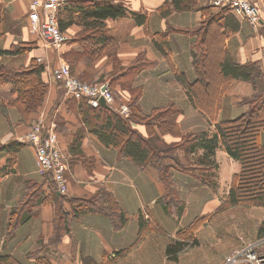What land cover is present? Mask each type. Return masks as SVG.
<instances>
[{
    "label": "crops",
    "instance_id": "0c3cea01",
    "mask_svg": "<svg viewBox=\"0 0 264 264\" xmlns=\"http://www.w3.org/2000/svg\"><path fill=\"white\" fill-rule=\"evenodd\" d=\"M121 1L127 11L143 15V22L136 23L128 15L103 19L110 40L99 44L100 54L82 53L72 67L73 51H82L79 39L84 26L75 22L66 24L62 31L67 40L56 50L32 30L27 16L29 0H0V68L18 70L34 61L44 66L41 74L48 84L42 104L24 119L14 104L16 95L12 92V84H0V144L11 140L21 143L16 149L13 170L0 178V255L9 254L27 264L35 262L27 259L30 252H37L49 264H99L120 252L111 264H183L190 250L186 248L169 258L165 253L168 239L175 238L184 223L195 216L210 213L205 223L210 225L212 219L217 222L214 216L220 213L215 208L224 200L233 173L239 170V162L225 152L220 140L210 169L194 161L204 151L202 148L197 147L189 156L180 147L173 149L171 154L161 152L164 162L171 165V176L180 198V209L175 210L174 206L161 201L165 187L156 168L151 165L141 168L136 160L119 154L113 144L104 142L92 125V114L75 111L63 87L53 79L52 69L62 61L80 79L95 82L108 79L115 103L129 101L133 89L137 88V104L142 113H150L159 106H177L180 109L176 119L179 134L163 133L154 126L155 136L166 145L200 131H206L207 137H211L216 132V120L233 118L241 112L240 99L251 96L256 90L250 81L231 79L227 82L215 119L196 106L188 92V84L197 77L193 57L202 55L198 47L201 36L196 30L202 25L204 29L206 17L200 9H175L171 0ZM251 1L259 11L257 30L243 17L231 13L237 27L232 29L222 17L215 21L218 30L214 33L221 49L233 61L260 63L264 84V0ZM196 3L213 5L210 10L213 15L221 8L215 6L213 0H196ZM67 5L69 0L60 8L59 16L65 14ZM213 28L215 30L214 25H210L211 32ZM217 39L215 36L209 44L217 46ZM53 104H56L55 121L51 122L67 162V188L62 206L69 212L67 230L56 237L53 219L58 204L52 195L58 197L60 194L54 189L51 177L37 170L33 147L18 139L32 121L43 114L45 106ZM130 126L145 138L151 137L145 124L131 121ZM260 139L264 140V130ZM83 157L92 160V165L87 167L82 162ZM190 165L196 166L195 175L178 168ZM202 172L208 173L217 188L196 176ZM98 190L112 194L117 206L109 211L72 214L68 199L89 197ZM12 210L16 214L25 212L27 216L9 234ZM262 216L260 222L264 221L263 212ZM224 225L226 223L220 219L218 230L208 231L214 238L210 251L215 254L219 244L216 233H224ZM199 230L200 227L196 233ZM258 233L257 229V237ZM261 237L258 239L264 238L263 232ZM196 240L193 246L198 245L197 236ZM237 244L238 240L226 244L212 264H221ZM256 250L264 255V241Z\"/></svg>",
    "mask_w": 264,
    "mask_h": 264
},
{
    "label": "trees",
    "instance_id": "16d2710c",
    "mask_svg": "<svg viewBox=\"0 0 264 264\" xmlns=\"http://www.w3.org/2000/svg\"><path fill=\"white\" fill-rule=\"evenodd\" d=\"M171 2L174 8L179 10L198 8L206 17L205 23L203 22L204 29L202 30V25L196 30L201 36L198 47L202 51L201 57H197V55L193 57V67L197 77L188 84V92L193 96L195 105L208 114L211 119H215L221 107L222 92L229 80L250 81L256 88L254 93L249 98L247 97L248 109L242 110L233 118L216 120V132L211 137H207L206 131L189 133L182 136L176 146L182 148L187 156L197 147L204 149L201 154L195 157L194 161L197 165H208V169H210L212 167L210 166L211 158L217 142L220 140L225 152L239 162V170L233 173L228 192L218 210L235 205L264 206V140L260 139V133L264 130L263 71L256 61L235 62L221 49L217 34L214 33L218 30L215 21L223 17V20L232 29L237 27L236 19L227 5H218L221 7L219 12L213 15L210 13L213 5L210 4L199 5L196 0H171ZM64 10L65 14L62 16H59L60 9L58 11V24L61 30L70 22L84 26V33L79 39L83 52L73 51L70 60L72 67H74L75 61L81 59L82 53L96 56L100 54L99 44L103 45L110 40L111 37L104 27L103 19L128 15L136 23H142L144 18L143 15L127 11L121 0H69V5ZM209 24L214 25L213 32H211ZM215 36L217 46L209 44V40ZM213 53H220V57L214 68H210V63L207 60ZM43 68L42 64L34 61H31L28 67H21L18 70L0 68V84L8 82L12 84V92L16 95L13 101L18 106L21 119L35 110L36 106L41 105L44 100L48 84L42 78ZM58 84L62 86L59 82ZM138 94L137 88L133 89L132 96L128 101L130 112L125 117L114 111L112 107L107 108L101 104L91 106L85 100L82 101L83 99L77 101L73 96H67V100L71 99V105L75 111L92 114V125L95 132L104 142L113 144L119 154L136 160L141 168L147 165L155 167L165 187L161 201L165 205L173 204L172 206H174L175 204L174 208L178 210L181 206L180 198L171 176L169 168L171 165L164 162V156L161 153L167 152L170 147L164 146L163 142L155 136L154 126L163 133L179 134L176 119L180 109L169 104L155 107L150 113H142L137 104ZM55 105L45 106L43 112L45 124H49L52 120L55 121L53 114ZM131 121L145 124L148 136L151 137L145 138L131 128ZM20 144L16 140L0 144V178L13 170L16 149ZM82 162L87 167L92 165V160L85 157ZM178 168L193 172L195 175L196 166H178ZM47 174L51 177L49 173ZM196 176L212 188H217V184L213 183L208 173H197ZM64 196V194H60L58 197L52 195L58 204L53 219L54 237L58 236L59 232L67 230L69 212L62 206ZM68 200L71 201V212L75 216L90 211H109L117 206L112 194L102 190H98L92 197H74ZM24 213L16 214L14 210L11 211L8 223L9 234L27 216ZM201 218L204 216L191 219L177 232L176 237L168 242L165 253L169 258H174L176 253L195 244V229L200 226ZM148 229L155 230L153 226H148ZM120 254L117 252L114 257L105 258V261L99 264H111ZM27 259L35 260L29 264H49L45 258L38 256L37 252L28 253ZM0 263L27 264L18 261L9 254L0 255Z\"/></svg>",
    "mask_w": 264,
    "mask_h": 264
},
{
    "label": "built area",
    "instance_id": "2783aa9c",
    "mask_svg": "<svg viewBox=\"0 0 264 264\" xmlns=\"http://www.w3.org/2000/svg\"><path fill=\"white\" fill-rule=\"evenodd\" d=\"M66 1L29 0L27 16L32 30L56 50L67 40L58 24V11ZM213 4L227 5L232 13L246 19L254 30L260 26L259 11L251 0H213ZM52 75L54 81L62 85L66 96L83 99L91 106L99 105V99L102 98L117 113L127 115L129 112L125 103H115L107 82L86 83L73 76L68 65L62 61L52 69ZM18 139L33 147L37 170L49 173L54 189L59 194H64L67 188L65 177L67 162L59 146L53 122L45 124L44 116L41 114ZM258 244L259 242L255 241L244 244L225 256L221 264H264V255L256 250Z\"/></svg>",
    "mask_w": 264,
    "mask_h": 264
},
{
    "label": "rangeland",
    "instance_id": "374dc122",
    "mask_svg": "<svg viewBox=\"0 0 264 264\" xmlns=\"http://www.w3.org/2000/svg\"><path fill=\"white\" fill-rule=\"evenodd\" d=\"M216 6V5H215ZM212 9V8H211ZM219 10V9H216ZM212 11V10H211ZM219 54L213 53L211 58H208V62L210 63V68H214L215 63L219 60ZM260 65V63H258ZM261 67V66H260ZM70 70V69H69ZM262 70V69H261ZM71 72V71H70ZM73 76H75L73 73H71ZM77 77V76H75ZM80 79L79 77H77ZM213 78V76H212ZM86 83L90 84H98L99 82H107L108 79L102 80V81H94V80H88V79H80ZM110 90L112 91L113 89L108 85ZM250 97V96H249ZM248 97V98H249ZM247 97H244L240 99V104L243 105L242 110L248 109L249 107V101ZM250 100V99H249ZM247 102V103H246ZM125 104L128 106L129 112H130V107L128 105V101L125 102ZM235 109H240L239 107H236ZM128 112V114H129ZM126 116V115H125ZM179 143V141L166 145L163 143L164 146L170 147V149L167 150L168 154L172 153V150L178 148L176 146ZM222 164L224 165V161H222ZM65 177H66V172H65ZM222 183H224V180H222ZM66 193V192H65ZM64 193V194H65ZM93 195L89 196L92 197ZM173 205V204H172ZM175 206V204H174ZM218 207L215 208V211H218L220 215L214 216V219H216V223L206 224L205 222L209 219L211 216L210 213H205L201 214V216H204V218H201L200 220V230L198 233H196L197 229H195V237L197 236L198 238V245H192L188 247L190 252H187V256L183 259V264H212L214 262V257H218L221 253H218L219 251L222 252L230 241H237L238 244L234 249L229 252L227 255L233 253L234 251L238 250L241 246H243L246 243L250 242H259L261 243L264 241V238L258 239L261 237V233H264V221L260 222V220L263 218L262 212L264 213V208H258V206H249V205H235L231 207H225L223 209L218 210ZM225 211V212H220V211ZM227 210V211H226ZM200 216V215H199ZM221 216V218H220ZM197 217V216H195ZM194 218V217H193ZM192 219V218H191ZM221 219L223 220V223L225 222L226 225H224V229L222 231H225L224 233H216L217 239L219 241V244L217 246V254H215L213 251H210V246L212 245V242L214 240L213 236L211 233H208L210 230H218V221ZM187 223H184L186 226ZM214 226V227H213ZM258 229V237L256 235V230ZM227 230V232H226ZM262 238V237H261ZM174 238H169L168 242L173 240ZM258 239V240H256ZM197 240L195 241V244ZM259 252V251H258ZM226 255V256H227ZM105 261V260H104ZM114 262V261H113ZM218 264V263H216Z\"/></svg>",
    "mask_w": 264,
    "mask_h": 264
},
{
    "label": "water",
    "instance_id": "95a60500",
    "mask_svg": "<svg viewBox=\"0 0 264 264\" xmlns=\"http://www.w3.org/2000/svg\"><path fill=\"white\" fill-rule=\"evenodd\" d=\"M99 103L102 105V106H104V107H109V105H107L106 103H105V101L102 99V98H100L99 99ZM57 192V191H56ZM57 193H59V192H57Z\"/></svg>",
    "mask_w": 264,
    "mask_h": 264
}]
</instances>
